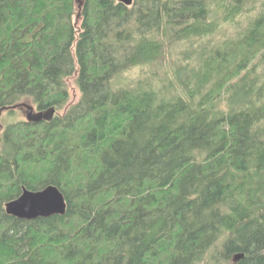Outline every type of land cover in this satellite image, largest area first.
I'll use <instances>...</instances> for the list:
<instances>
[{
    "label": "trees",
    "instance_id": "1",
    "mask_svg": "<svg viewBox=\"0 0 264 264\" xmlns=\"http://www.w3.org/2000/svg\"><path fill=\"white\" fill-rule=\"evenodd\" d=\"M23 99L59 113L0 132V264H264V0H0ZM50 184L64 214L6 213Z\"/></svg>",
    "mask_w": 264,
    "mask_h": 264
},
{
    "label": "water",
    "instance_id": "2",
    "mask_svg": "<svg viewBox=\"0 0 264 264\" xmlns=\"http://www.w3.org/2000/svg\"><path fill=\"white\" fill-rule=\"evenodd\" d=\"M79 1L81 0H76V2ZM119 1L127 5L132 3V0ZM53 113V108L46 111L34 112L33 107H28L26 120L30 122L50 120ZM5 210L7 214L17 218L32 220L38 217L64 214L66 211V202L62 192L55 185L50 184L36 191L23 188L22 193L17 198L5 204Z\"/></svg>",
    "mask_w": 264,
    "mask_h": 264
},
{
    "label": "rangeland",
    "instance_id": "3",
    "mask_svg": "<svg viewBox=\"0 0 264 264\" xmlns=\"http://www.w3.org/2000/svg\"><path fill=\"white\" fill-rule=\"evenodd\" d=\"M232 31V27H227V29L224 30V32L226 34H230V32ZM152 66H147V68H150ZM155 67V66H154ZM156 68V67H155ZM170 69L169 68V64L168 61L166 60L162 66L161 69L159 70L160 75L163 76L166 71ZM142 72V69H140V67H135L132 68L128 71L123 72L122 74L118 75L119 77L115 80V84L118 83H122V82H130V80L136 76H140ZM67 84H68V88L70 89V99L72 101H76L78 98V91L77 88L74 84V78H68L67 79ZM125 84V83H123ZM28 107H33V111L37 112L38 110L36 109L35 105L33 104V102L30 99H23L21 100L19 103H17V106H13L12 109L10 110H3L0 111V132L2 131V129L10 123L16 122V121H22L26 119V111H28ZM54 112L57 114L59 113V111H55ZM53 113V115L55 114ZM230 264H233V261H230Z\"/></svg>",
    "mask_w": 264,
    "mask_h": 264
}]
</instances>
